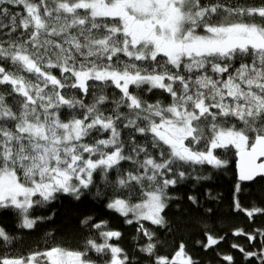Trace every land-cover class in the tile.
<instances>
[{"label":"snow or ice","instance_id":"1","mask_svg":"<svg viewBox=\"0 0 264 264\" xmlns=\"http://www.w3.org/2000/svg\"><path fill=\"white\" fill-rule=\"evenodd\" d=\"M232 149L238 194L240 182L264 178V0H0V212L18 228L95 187L136 226L148 264H198L182 240L159 255L150 226L169 227L177 186L211 179ZM233 208L264 213L238 196ZM79 225L95 229L82 247L56 242L0 264H138L107 221ZM233 235L252 242L264 229ZM204 236L206 250L224 239ZM15 240L0 227V246ZM231 247L245 264H264V239Z\"/></svg>","mask_w":264,"mask_h":264},{"label":"trees","instance_id":"2","mask_svg":"<svg viewBox=\"0 0 264 264\" xmlns=\"http://www.w3.org/2000/svg\"><path fill=\"white\" fill-rule=\"evenodd\" d=\"M233 3L236 0H232ZM252 2V0H249ZM223 152V150H218ZM235 150L226 155L228 164L226 168L215 170L209 167L206 175L211 179L202 181L194 186L190 180L177 186L173 195L178 197L171 206L166 209V219L169 227L156 228L158 237V254L171 256L178 243L182 240L186 249L198 264H222V255L234 256L235 264H245L242 254L231 245L237 243L246 249L249 244H259L262 239L257 237L255 241L249 242L246 236H235L233 232L243 229L248 233H255L257 229H264V213H257L253 218H248L244 212H237L233 208L234 196L245 209L259 207L264 209V178H257L255 181L242 185L240 193H235L234 188L238 182L235 172ZM194 194L198 197L199 205H191L187 196ZM107 198L102 194L96 196V188L93 187L90 193L81 197L80 201L72 197L61 196L53 201L48 207L34 212L33 215L51 217L38 222L32 230L20 229L17 227L19 220L11 212H0V227H3L10 235L16 237L15 246H0V257L28 255L30 252L43 251L46 247L53 246L56 242H64L65 246H83L87 238H91V232L85 229L80 230L79 221L85 216H91L95 222L107 221V227L111 230H118L122 233L119 243L127 253L132 255L138 264H148L144 254L139 251V246L144 242L139 239V233L135 225L124 222V218L106 209ZM212 209L208 213L206 209ZM146 225L148 222H144ZM207 229L213 235L223 236L224 239L218 246L211 249H204L197 244V241H206L204 231ZM46 233L55 236V241L46 237ZM258 251V249H255ZM96 259V254H90ZM98 264H103L99 261Z\"/></svg>","mask_w":264,"mask_h":264},{"label":"water","instance_id":"3","mask_svg":"<svg viewBox=\"0 0 264 264\" xmlns=\"http://www.w3.org/2000/svg\"><path fill=\"white\" fill-rule=\"evenodd\" d=\"M236 160H237V158L235 157V172H236V177H237ZM258 178H260V177H258ZM237 180H238V178H237ZM250 182H252V181H245V182H240V183L247 184V183H250Z\"/></svg>","mask_w":264,"mask_h":264}]
</instances>
